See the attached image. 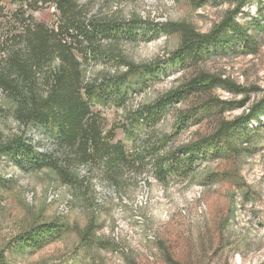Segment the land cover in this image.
I'll use <instances>...</instances> for the list:
<instances>
[{"label": "rangeland", "instance_id": "obj_1", "mask_svg": "<svg viewBox=\"0 0 264 264\" xmlns=\"http://www.w3.org/2000/svg\"><path fill=\"white\" fill-rule=\"evenodd\" d=\"M79 3L96 19L136 23L131 40L104 39L79 57L89 81L125 71L115 63L119 54L149 67L144 76L128 78L132 89L124 104L113 97L93 103L105 130L129 153L140 152L141 164L115 184L88 164L66 179L52 168L26 170L2 157L5 264H264V0ZM33 16L50 23L53 8L43 6ZM226 18L239 23L248 40L211 43L200 56L173 58L182 37L168 23L208 33ZM201 75L214 83L199 90L187 86ZM177 89L179 98L158 122L135 118V109ZM260 103V114L243 124L249 139L238 144L242 148L233 150L215 137L223 122L241 123ZM0 107V142L21 134L38 151L56 149L39 126L15 119L16 104L2 90ZM155 153L164 160L155 164ZM161 164L164 178L156 176ZM48 227L53 230L20 244Z\"/></svg>", "mask_w": 264, "mask_h": 264}, {"label": "trees", "instance_id": "obj_2", "mask_svg": "<svg viewBox=\"0 0 264 264\" xmlns=\"http://www.w3.org/2000/svg\"><path fill=\"white\" fill-rule=\"evenodd\" d=\"M43 6L53 8L54 19L50 23L33 16V12ZM240 7H236V12ZM135 24L131 19L117 22L88 16L79 0H0V90L16 104L15 119L23 126H39L56 147L53 152L38 151L26 137L14 135L0 142V159L7 158L26 170L49 167L66 179L73 177L75 167L88 164L98 167L103 176L115 184L124 173L139 168L141 153H129L122 141L115 140L111 130H105L103 117L93 110V103L98 97H113L118 104H124L132 89L131 85H125L128 78L144 76L149 67L134 64L119 54L115 63L125 67V71L99 82L89 81L79 57L86 58L88 49H95L93 46L97 44L94 43L104 39L131 40L136 36ZM167 26L181 32V44L173 53L174 59H183L189 54L200 56L211 43L248 40L246 30L229 18L208 33H200L186 23L170 22ZM159 28H164V24ZM157 30L158 27L154 28ZM213 80L201 75L190 80L187 86L204 89L210 87ZM180 92V89L169 91L135 109V118L158 122L166 105L178 99ZM261 104L251 107L249 113L241 117V123L237 120L223 122L215 137L224 138L233 150L242 148L238 144L243 146L249 139L248 129L243 124L260 114L257 108ZM237 139L239 143L235 142ZM156 142L162 141L157 139ZM152 160L157 164L164 157L155 153ZM158 167L160 174L156 176L164 178L166 172L162 164ZM52 230L48 227L39 233L32 232L24 242L20 240V244H28L35 236ZM4 252L0 249V264H5Z\"/></svg>", "mask_w": 264, "mask_h": 264}]
</instances>
